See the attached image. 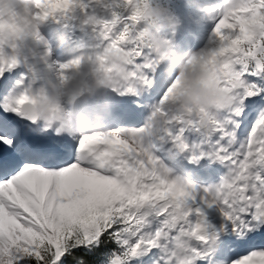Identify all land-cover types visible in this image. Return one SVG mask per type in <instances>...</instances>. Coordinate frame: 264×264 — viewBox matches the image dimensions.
I'll list each match as a JSON object with an SVG mask.
<instances>
[{
  "label": "snow or ice",
  "instance_id": "obj_1",
  "mask_svg": "<svg viewBox=\"0 0 264 264\" xmlns=\"http://www.w3.org/2000/svg\"><path fill=\"white\" fill-rule=\"evenodd\" d=\"M201 2L214 29L189 62L237 97L218 115L178 106L143 0H0V264H264V0ZM49 21L90 62L132 50L143 83L113 91L106 127L69 136L25 109L43 69L4 32L40 44Z\"/></svg>",
  "mask_w": 264,
  "mask_h": 264
},
{
  "label": "clouds",
  "instance_id": "obj_2",
  "mask_svg": "<svg viewBox=\"0 0 264 264\" xmlns=\"http://www.w3.org/2000/svg\"><path fill=\"white\" fill-rule=\"evenodd\" d=\"M192 2L198 8H204L201 0H192ZM214 8L219 11V6H214ZM3 11H7V5L3 7ZM142 17L148 20L143 28L146 37L153 45L161 48L165 47L163 31L169 27L175 28L181 22L180 18L169 15V8L163 3V0H150L149 5L143 7ZM33 35V29L29 26H24L23 30L18 33L7 29L4 32L6 40H16L19 37L25 43L32 39ZM197 55L198 53H193L184 60L169 56L178 65L179 70L176 75L182 84L175 100L181 109L190 110L199 107L218 115L221 110L232 107L237 97L231 89L225 88L217 82L211 69L203 67L198 62H189ZM107 59L115 69V73L106 77L104 81L106 86H140L143 83L142 80L132 74L129 52L124 49H112L107 52ZM57 99L58 97L52 93H49L48 98L45 99L32 91L30 93L31 102L25 105V109L37 117L44 130L54 129L60 134L71 136L102 127L104 119L102 114L95 116L82 113L61 115L54 111L53 103Z\"/></svg>",
  "mask_w": 264,
  "mask_h": 264
},
{
  "label": "rangeland",
  "instance_id": "obj_3",
  "mask_svg": "<svg viewBox=\"0 0 264 264\" xmlns=\"http://www.w3.org/2000/svg\"><path fill=\"white\" fill-rule=\"evenodd\" d=\"M195 7L197 12L195 14L194 20L189 21V19L187 20L186 18H183L182 24L184 26H188L192 31V35L197 34L201 42L206 45L214 29V22L206 19L204 17L203 12L196 5ZM179 31L180 35H182L181 38L185 39V42H179V38H177L176 41L172 42L166 50L167 57L164 61L167 67L173 70L175 73H177L179 70L178 65L173 61V59H170L169 56L178 57L179 59L184 60L189 58L191 54L198 53V51L201 49V45H195V41L192 40V35L187 34L184 30H182V32L181 30ZM50 32V36L52 37L53 30H50ZM42 33L43 31L41 30V34ZM68 38L71 40V42L75 43L73 37L70 34H68ZM41 39L43 41L40 42V44H34L33 38L27 41V47L25 50L26 55L31 58L41 69H43V80L38 83L33 90L37 95L47 99L49 93L58 91L67 96L64 99L58 98L53 103L54 111L60 113V111L64 112L65 110L66 113L70 112L71 110L72 112L79 113L82 108V105L78 102L80 101V99L78 98L79 95L73 91H75L77 88L84 87L83 89H81L82 96L87 92V90L93 91V93L95 92L94 90H97V94L100 95L99 100L95 104L96 110H91L95 113V115L104 114V106L102 104L103 101H106V106L114 108L116 100L113 95V91L118 90L122 87H109L105 85L104 81L106 77L115 73V69L111 66V64L105 62V54L97 53V59L91 62L86 59L87 64L81 69L76 68V70L74 71V74L77 75L74 81L69 80L68 78L65 80H60L54 77L53 70L49 68L53 67L54 64L57 62V58L54 57L55 51H53V47L57 44V38L53 35L54 42L52 44L46 43L43 39V36L41 37ZM178 43L181 45V49H178L177 51L174 50V52H171V49L176 48L175 46ZM47 54H50L51 58L50 61H47L45 58L43 59V61L47 62V66H45L44 63H41L36 60L37 57H46ZM84 77H86L88 81H86ZM110 95L111 97L108 100V97ZM76 98L78 101L76 100ZM107 124L103 125L102 128L106 127ZM216 166L217 167L215 169L207 167L206 168L213 172L214 176H220V174H222L224 171L223 166L219 162L216 163Z\"/></svg>",
  "mask_w": 264,
  "mask_h": 264
},
{
  "label": "bare ground",
  "instance_id": "obj_4",
  "mask_svg": "<svg viewBox=\"0 0 264 264\" xmlns=\"http://www.w3.org/2000/svg\"><path fill=\"white\" fill-rule=\"evenodd\" d=\"M47 23L48 24H44L41 26V30L44 33V34L42 33V36H43V39L45 40V42L52 44L54 42L53 35L58 34L57 44L53 47V51H55L54 57L57 58V62L54 64L53 67H49V68L51 70H53L55 78H58L60 80H65L68 78L69 80L74 81L76 76H77L76 74H74V71L76 70V68L81 69L87 64L86 59L84 58V53H82L80 51V49L76 43L71 42V40L68 38L67 33H55L57 26H53L50 22H47ZM50 30H53L52 37L50 36V34H51ZM59 37H61V39H59ZM42 41L43 40L41 39V42ZM33 42H34V44H37V43H35V41H33ZM44 58L47 61L51 60L50 54H47L46 57H37L36 60L41 62V63H44L45 66H47V62L43 61ZM65 65H67L68 67L65 68L64 67ZM84 79L86 81H88V79L86 77H84ZM83 88L84 87L77 88L75 91H73L79 95L78 98L81 100V102L78 101L76 98V100L79 103L84 102V98L82 97V94H81L82 93L81 89H83ZM89 92H93V91L87 90V92L85 93V96H87V94ZM51 93L54 94L56 97L61 98V99H64L67 96V95L62 94L58 91L57 92H51ZM85 100H87V98ZM93 100H94L93 102L97 101V94H95ZM87 101L91 102L90 100H87ZM95 107L96 106L88 108L86 106V104L84 103V105L82 106L79 113L95 116V113L93 112L96 110ZM91 110H93V111H91ZM112 110H113V108H110L108 106H104V110H103L104 119L102 121V127H103V125L107 124L110 121L112 114H113ZM62 111H63V108H62ZM72 113H75V112H72L71 110H70V112H66V113H65V110H64V112L60 111L61 115H71Z\"/></svg>",
  "mask_w": 264,
  "mask_h": 264
},
{
  "label": "trees",
  "instance_id": "obj_5",
  "mask_svg": "<svg viewBox=\"0 0 264 264\" xmlns=\"http://www.w3.org/2000/svg\"><path fill=\"white\" fill-rule=\"evenodd\" d=\"M149 3H150V0H143V7H147L149 5ZM163 3H165L167 5V7L169 8V15L174 17V18L178 17L180 15V13H181L180 7L182 4H185L187 6V15L188 16H190L192 13V10H191L192 5L188 0H163ZM140 23H141V31H142L148 45L152 48L153 51L160 50L161 47L153 45L152 42L150 40H148V38L146 37V35L143 31V28L148 23V20L146 18L142 17ZM172 29L173 28L169 27L165 30L171 31ZM165 43H166V39H165ZM115 49H124L125 51L129 52L130 55H131V51H132V50L125 48V47H120V48H115ZM110 50H112V49H110ZM110 50H108V51H110Z\"/></svg>",
  "mask_w": 264,
  "mask_h": 264
}]
</instances>
